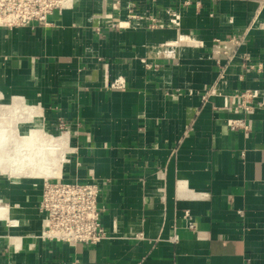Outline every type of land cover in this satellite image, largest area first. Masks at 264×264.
<instances>
[{"label":"crops","instance_id":"0c3cea01","mask_svg":"<svg viewBox=\"0 0 264 264\" xmlns=\"http://www.w3.org/2000/svg\"><path fill=\"white\" fill-rule=\"evenodd\" d=\"M249 26L220 74L214 39ZM244 90L264 95V0H75L0 26V107L21 103L66 154L47 177L0 175L17 220L0 219V264H264V107L238 110ZM51 177L99 186L107 238H39Z\"/></svg>","mask_w":264,"mask_h":264},{"label":"built area","instance_id":"2783aa9c","mask_svg":"<svg viewBox=\"0 0 264 264\" xmlns=\"http://www.w3.org/2000/svg\"><path fill=\"white\" fill-rule=\"evenodd\" d=\"M75 0H0V26L12 28L26 26L32 22L45 23L47 16L53 11H61L72 7ZM169 21L177 25L173 10H167ZM157 26V23L151 27ZM250 26L242 33L227 35L224 39H214L223 62L217 61L220 74L237 56L238 49L245 43ZM151 67L149 64H145ZM157 67V64L154 65ZM110 87H122L121 81L114 80ZM263 96L256 90H244L236 94V108L245 115L255 108L264 107ZM259 99L254 101V99ZM229 129L249 130L246 116L232 118L227 122ZM64 129L63 125H59ZM99 186L96 183L65 182L59 177L44 178L38 202L41 214L42 229L39 238L42 240L65 242L70 244L94 245L107 238V233L100 223L97 205ZM185 227L195 228V222L188 210L183 211Z\"/></svg>","mask_w":264,"mask_h":264},{"label":"bare ground","instance_id":"6f19581e","mask_svg":"<svg viewBox=\"0 0 264 264\" xmlns=\"http://www.w3.org/2000/svg\"><path fill=\"white\" fill-rule=\"evenodd\" d=\"M20 105L21 103L15 102L11 107L2 110L0 113V174H8L10 177L21 175L47 177L52 174L50 169L55 167L60 160V156H57L59 153L56 150L63 146V139L60 137L58 140H54L51 136V139L48 138L47 143H45L42 140L45 139L43 138L44 135L41 134L40 136L34 131L32 133L21 132L22 135L18 136L17 134L16 136V133H13L14 126L6 120L14 115L15 110L22 108ZM27 117L29 116L27 115ZM8 209L6 204L0 202V219L7 220L12 225L17 224V220L10 219Z\"/></svg>","mask_w":264,"mask_h":264},{"label":"rangeland","instance_id":"374dc122","mask_svg":"<svg viewBox=\"0 0 264 264\" xmlns=\"http://www.w3.org/2000/svg\"><path fill=\"white\" fill-rule=\"evenodd\" d=\"M13 104H8L7 105V107L5 108V107H0V111H2V110H6L7 108H9V107H11ZM18 111H20V109H17V110H15V112H14V115H11L10 116V118H9V120H6V121H10L11 123H12V125L14 126L13 127V133H16L15 135L17 136V134H18V136H20V135H22L21 134V132L23 133V132H31L32 133V131H34V132H37V134L38 135H40L41 136V134L42 135H44V137L43 138H45V139H42V137H41V139L43 140V141H45V143H47V140H48V138H50L51 139V136H52V139H53V137H54V135L51 133V132H49L47 129H46V127H44V126H41L39 123H36L32 118H30V117H25L24 116V114L21 116V114H18V113H20V112H18ZM16 113V114H15ZM15 117H16V119H15ZM25 117V118H24ZM25 119V120H24ZM27 120V121H26ZM27 122V123H26ZM16 124V125H15ZM39 127V128H38ZM14 129H15V131H14ZM20 133V134H19ZM55 140H58V138H54ZM41 140V141H42ZM44 143V142H43ZM49 143H52V142H49ZM57 143V142H56ZM64 146V145H63ZM63 146H61V148L60 149H57L56 151L59 153H57L58 155L57 156H60V160H62V159H64L65 157H66V154H65V149H63L62 147ZM60 152H62L61 154H60ZM60 160H59V162H60ZM59 162H58V164H59ZM58 164L55 166V167H52L50 170L51 171H55L56 169V167L58 166ZM0 175H2V176H5L6 178H8V179H12V180H21V179H23V180H36V178L37 177H35V176H28V175H21V176H18V177H10L8 174H0ZM25 177V178H24ZM2 203H4V204H6L7 206H8V215L10 216V219H13V220H16V219H14L13 217H12V215H11V212H10V205H9V203H7V201H3ZM6 222H8L7 220H5Z\"/></svg>","mask_w":264,"mask_h":264}]
</instances>
